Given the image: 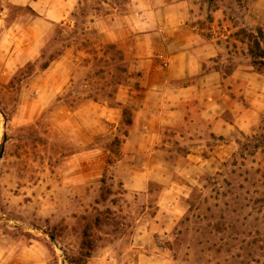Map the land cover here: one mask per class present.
I'll return each mask as SVG.
<instances>
[{
    "label": "rangeland",
    "instance_id": "obj_1",
    "mask_svg": "<svg viewBox=\"0 0 264 264\" xmlns=\"http://www.w3.org/2000/svg\"><path fill=\"white\" fill-rule=\"evenodd\" d=\"M33 1L0 0V245L71 264L87 231L86 264H264V67L237 35L264 33V0H195L215 100L135 127L128 0H74L40 40Z\"/></svg>",
    "mask_w": 264,
    "mask_h": 264
},
{
    "label": "crops",
    "instance_id": "obj_2",
    "mask_svg": "<svg viewBox=\"0 0 264 264\" xmlns=\"http://www.w3.org/2000/svg\"><path fill=\"white\" fill-rule=\"evenodd\" d=\"M73 3L74 0L31 3L38 12L34 23L38 25L35 31H39V40L47 25L64 17ZM124 6L121 19L133 32L126 37L125 54L135 61L141 88L139 96L133 94L135 89H120L118 101L131 108L134 127L143 122L192 123L197 103L204 98L206 103L213 102V94L221 86L218 70H204L219 47L200 32L195 0H128ZM163 60L164 65H160L158 61ZM185 78L192 81L178 83ZM203 117L204 114L199 120ZM134 138L132 133L131 139ZM12 241L0 245V264H47L42 246Z\"/></svg>",
    "mask_w": 264,
    "mask_h": 264
},
{
    "label": "trees",
    "instance_id": "obj_3",
    "mask_svg": "<svg viewBox=\"0 0 264 264\" xmlns=\"http://www.w3.org/2000/svg\"><path fill=\"white\" fill-rule=\"evenodd\" d=\"M213 0H208L212 3ZM211 19L210 16H208ZM237 35L240 37L241 41H246L248 44V54L251 58V63L253 66L258 68L264 67V33L261 28H256L255 31H247L246 29H239ZM83 248L85 252L80 253L78 256L70 257L69 262L71 264H86L87 258L90 255V250L92 244L88 242L87 231L83 232Z\"/></svg>",
    "mask_w": 264,
    "mask_h": 264
},
{
    "label": "water",
    "instance_id": "obj_4",
    "mask_svg": "<svg viewBox=\"0 0 264 264\" xmlns=\"http://www.w3.org/2000/svg\"><path fill=\"white\" fill-rule=\"evenodd\" d=\"M3 149H4V146H3V143H2L1 146H0V159H1L2 154H3ZM51 240H52V238H51Z\"/></svg>",
    "mask_w": 264,
    "mask_h": 264
}]
</instances>
